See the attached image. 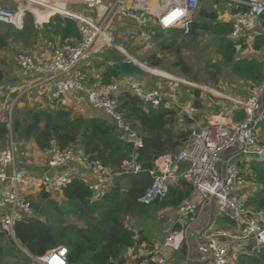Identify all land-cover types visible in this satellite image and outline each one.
I'll return each instance as SVG.
<instances>
[{
	"label": "built area",
	"instance_id": "obj_1",
	"mask_svg": "<svg viewBox=\"0 0 264 264\" xmlns=\"http://www.w3.org/2000/svg\"><path fill=\"white\" fill-rule=\"evenodd\" d=\"M221 1L222 6L229 4L245 9L244 14L237 15L232 21L230 39L233 41L249 36L264 16V0ZM199 4L200 0H0V21L18 30L23 29L28 15L33 18L31 20L37 30H50V21L57 15L74 21L78 38L73 42L47 41L48 55L41 59L29 54L15 57L22 74L47 77L52 88L43 94V99L55 103L68 93L85 90L76 70L89 63L94 53L114 47L125 59H130L124 47L117 44L119 38L139 39L144 49L151 52L156 48L153 26L164 32L178 28L187 33V24L193 21L192 16ZM69 5H80L90 11L95 10L96 14L72 15L66 11ZM115 16L131 21L134 27L118 30L112 25ZM9 62L10 59L7 60ZM262 63V79L253 92L242 101L230 99L241 110V120L229 124H220L219 121L195 123L187 147L173 156L159 157L147 170L151 183L138 199L142 205L148 207L162 201L169 188L181 180L189 184L190 192L178 203L175 216L168 217L169 231L161 244L129 264H169L184 251L183 243L189 242L192 249L188 245L186 256L185 252L181 256V264H236L238 256L230 254L232 246H241V253L254 255L264 248V211L249 206L246 196L240 194L238 188V183L244 178L241 163L251 160L264 163V60ZM163 75L170 78L168 74ZM11 78L4 77L0 82V123L5 124L10 132L14 99L5 87ZM174 79L177 81L175 84L169 80V93L144 89L137 80L128 84L131 92L146 107H156L168 96L176 99L173 92L177 90V84L194 86L184 78ZM120 85L94 82L87 98L94 109L101 110L103 115L114 121L115 131L122 139L132 143L136 149L141 148L142 141L118 110L115 96ZM180 106L182 114L195 122L191 117V107ZM197 127L200 131L195 134ZM45 152L44 167L37 172L28 167L25 162L27 154L13 140L11 133L7 145L0 148V231L8 236L14 237L15 222L29 219L32 215L27 194L32 191L61 192L73 177L66 173L69 167L77 165L91 174V180L84 182L93 201L104 198L110 191L116 174L79 146L59 150L52 145ZM57 167L64 170L53 172L52 169ZM123 167L126 174L136 176L141 172L139 165L133 162H124ZM24 252L34 264H67L65 247L51 249L37 258Z\"/></svg>",
	"mask_w": 264,
	"mask_h": 264
},
{
	"label": "trees",
	"instance_id": "obj_2",
	"mask_svg": "<svg viewBox=\"0 0 264 264\" xmlns=\"http://www.w3.org/2000/svg\"><path fill=\"white\" fill-rule=\"evenodd\" d=\"M201 1L194 14L203 26L196 30L195 36L185 33L183 29L163 32L157 26L152 28L153 40L160 39L157 52L163 54L171 48L175 49L171 63L163 64L157 54H149L145 62L154 69L168 65L170 73L175 72L177 76L200 85L216 86L224 73L229 71L254 90L262 79V60L237 59V49L244 48L245 44L244 41L231 40V23L219 20V14L226 8L220 9L221 0H206L207 8L201 6ZM244 13V8L231 7L228 14L233 17ZM259 23L264 28V16ZM2 25L4 23H0V49L8 46L16 32L5 30ZM50 27L52 38L60 44L71 43L78 38L74 21L68 17L54 16ZM167 34L175 38L184 35L191 43H195L199 36H212L217 62L209 61L198 70H192L179 55L180 47H176V40H167ZM252 49L264 54V33L260 32L253 37ZM112 61L111 57H107L100 65L102 70L99 82L102 85H112L122 80L121 72L110 66ZM8 75L0 72V82ZM191 94V109L202 112L200 91L195 89ZM11 98L14 99L12 95ZM22 99L19 97L17 104ZM115 99L125 122L142 141L141 148L136 149L132 143L122 139L116 133L115 123L111 118L105 115H74L71 110L56 104L46 103L45 107L38 108H17L16 104L12 112L11 132L5 124L0 123V148L7 145L10 133L17 141H31L40 151H46L52 145L59 150L79 146L91 158L100 161L111 173L116 174L109 193L97 201L92 200L88 185L77 176H73L71 182L62 188L60 204L51 199L48 192L41 191L39 198L44 203L46 213L41 208L36 211L32 207L37 215L15 222L14 237L0 231V264H34L15 241L33 258L43 256L51 249L65 247L68 252L67 264H125L126 252L134 254L136 246L152 245L141 231L136 234L129 228L126 221L132 216L140 215L147 208L138 201L145 187L151 183L147 170L153 167L159 157L173 156L187 147L193 131V121L182 116L181 124L178 125L175 108L166 106L165 103L146 107L126 86L119 88ZM231 115L234 121L243 118L242 112L238 110H232ZM124 162L139 165L141 172L136 176L124 173ZM240 167L244 170L245 180L255 188L254 192L247 195V204L264 211V163L251 160L241 163ZM189 192V184L181 180L169 188L166 198L158 204L162 207L177 206ZM70 217L84 225L77 227L70 224L67 221ZM236 264H264V248L258 255L247 252L239 254Z\"/></svg>",
	"mask_w": 264,
	"mask_h": 264
},
{
	"label": "rangeland",
	"instance_id": "obj_3",
	"mask_svg": "<svg viewBox=\"0 0 264 264\" xmlns=\"http://www.w3.org/2000/svg\"><path fill=\"white\" fill-rule=\"evenodd\" d=\"M201 2H203L201 4V6H204L205 8H207L208 2H206V0H202ZM221 3H223V1H221ZM225 5H226V10L224 12H222L221 14H219V20L223 21V22H230L232 24V21L234 20V18L236 16H233V20L231 21L232 17H230L228 15L231 7L229 4H225ZM66 11L72 15H95L96 14L95 10L90 11L86 7H83L80 5H69V6H67ZM192 20L199 22L196 14H194L192 16ZM0 23H3V22L0 21ZM5 24L6 23H4V25H2V27L5 30H8V31L10 30L12 32L16 31V32H14L13 40H10L8 46L4 49H0V72H2L3 74H9L13 68L14 62L12 61L9 64V63H7L8 59L12 58L15 60V57L18 54H29L31 56L32 55L33 56L38 55L39 57H43L45 55V53L47 52V41L54 40L50 34L51 27H50V30H47V29L46 30H37L34 27L31 18H28L27 20H25L24 27L22 30H18L16 28H14L13 26L11 27V25L7 24L8 25L7 26ZM256 26H257V24H256ZM256 26L250 32L249 36H247L244 39L238 40V41H244L243 43L245 44V47L237 49V59L260 58V54H262V53H256L252 49L253 37L256 34L260 33V31L255 32ZM176 29H178V28H176ZM166 38H167V40H172V39L176 40V47H180L179 55L181 56L183 61L192 68V70H198L199 68H201L204 64H206L209 61L215 63L218 60V56L216 54V49L212 45L213 44L212 43V36H210V35H208L206 37L199 36L195 43H191V40L189 38L185 37L184 35H180L179 37L175 38V36L167 34ZM229 38H230V34H229ZM154 41L156 44V48L154 51H158L160 39H154ZM154 51H152L151 53H153ZM174 51H175V49L171 48L169 51H165L166 52L165 55H159V57H161V59L163 61V64L167 63L168 55L170 57H172ZM106 59L107 58H105V60ZM144 59H145V57H144ZM143 65L147 69L151 68L149 66H146L145 64H143ZM163 66H160V67H163ZM160 67H157L156 69H158ZM152 69H154V68H152ZM164 74H171L174 77L177 76V74L175 72H173V73L169 72V73H164ZM176 78L177 79L184 78V79L189 81V79L182 77V76L181 77L177 76ZM141 79L143 81H146L148 79L147 73L144 74ZM193 84L194 85L196 84L197 88L198 87H206V88H210V89H213V90L218 92L216 96H210L209 94H206L205 97L204 96L202 97V99H204V101L207 103V106H208L207 109L208 110H205V109L204 110L207 112L206 113L207 116L211 117L210 120L211 119H217L214 116L215 115L217 116V114H219L221 111L225 112L223 116H226L227 114L228 115L231 114V108L233 106V103L231 101H228V100L226 101L225 99H222L223 94H225V96L226 95L232 96V95H230V93H234L238 88H240V89L244 88L245 89L244 93H248V92L253 91L243 81H241L240 79L234 77L231 73H229V71H226L224 73V75L220 79V83L217 84L216 86H214L212 84H207V85H203V86H201L200 84H197V83H193ZM180 85H182V84H180ZM165 86H167L168 88L170 87V85H167V84ZM198 89H200V88H198ZM170 91H171V89H170ZM186 91H187V94L189 93L190 95H192L191 94L192 89H189V90L186 89ZM202 92L203 91L201 90V94H202ZM221 95H222V97H220ZM183 96L185 97L186 100H191L184 93H183ZM241 97L242 98H238V99H245V96H241ZM171 99H173V98L168 97V98L164 99L162 101V103H165L166 106H173L177 110L178 125H180L181 124V117L185 116V115L182 114V107L179 105L178 100L173 99V100H175V102L173 103V102H171ZM215 102L220 104V105H223V107L218 108ZM46 105L47 104L41 99H38L34 104H32L29 102V96L25 95L23 102L19 103L17 108H22V107L38 108V107H45ZM192 111L195 113V110L192 109ZM200 115H201V112H199L197 115H195L193 113L191 114V117L195 120V122L192 120L193 121V127L195 126V123H199ZM187 118H189V117H187ZM206 122H207L206 119L202 120V123H206ZM262 137H263V141H264V130L262 133ZM13 140L17 143L16 138L13 137ZM258 163H260V162H258ZM82 180H83V178H82ZM83 181H85V180H83ZM251 185L252 184L250 182H248L247 180H245V178H243V180L238 183V188L243 189L244 192H246L247 194H250L251 192H254V190H255V188L252 187ZM39 193L40 192L32 191L29 194H27V198L31 202V206L33 208H35L36 211H37V208H41L42 212L46 213L44 203L42 204V201H40ZM48 193H49L51 199L55 200L58 204H60L61 195L57 197V196L52 194V193H56L53 191H48ZM155 204H157V203H155ZM157 205H154V206H156L155 208H152V207L145 208L140 213V215L132 216V218H128L126 221V224H128V226L131 229H133L136 234L139 231H141L142 234L144 236H147L149 240L154 239L155 236L152 237L153 233H155L156 235L163 234L165 236L169 231V225L167 223L168 214H166V213L163 214V213L159 212V209L162 206H159V205L157 206ZM171 207L175 208V206H171ZM49 212L53 213L51 210ZM153 212H155V214ZM33 214H34V216L37 215V213L32 211V215ZM170 216L173 217L174 213L171 214ZM191 219L192 218H190V220ZM67 221L70 224H73L77 227H82L84 225V223H82L81 221L77 220L74 217L67 218ZM15 243L19 248H21L23 251H25L17 241H15ZM188 245L192 249L191 242H189L188 244L183 243L182 248H184V251L178 253L176 258L173 261H171L169 264H176L178 262V260L181 259V256L184 254V252H185V256H186ZM146 249L148 251H150L153 248L152 247H150V248L146 247ZM241 252H243L241 250V246L235 245V246L231 247L230 254L232 256H234V257L238 256V254H241Z\"/></svg>",
	"mask_w": 264,
	"mask_h": 264
},
{
	"label": "crops",
	"instance_id": "obj_4",
	"mask_svg": "<svg viewBox=\"0 0 264 264\" xmlns=\"http://www.w3.org/2000/svg\"><path fill=\"white\" fill-rule=\"evenodd\" d=\"M109 1V0H107ZM232 7V6H230ZM226 8V5L223 4V7H221V9ZM234 8V7H233ZM226 10V9H224ZM229 15V14H228ZM29 18H31L33 20L32 17L28 16ZM28 17L26 18V20L28 19ZM231 17V16H230ZM233 20V17L231 19V21ZM259 22L257 23L256 26V30L260 31L262 33H264V28H261L259 26ZM112 25H114L115 28H117L118 30H122L125 28H133L134 25L131 21L123 19L119 16H115L114 17V21L112 22ZM259 34V33H258ZM257 35V34H256ZM117 44H120L124 47V50L126 52V54L128 55V57L138 63H142L145 64L146 66L147 63L145 62L144 57L146 58L149 54H157V56L159 57V55H165L166 53L160 54L157 51H154L153 53L146 51L144 49V45L143 43L139 40V39H125V38H119ZM157 52V53H156ZM257 53V52H256ZM36 55V54H35ZM48 55V52L45 53V55L43 57H39L38 55L33 56L36 59H41L44 58ZM122 56V54L118 53L114 47H107L105 49H103L102 51H98L96 53L93 54L91 60L89 63L87 64H82L78 67V69L76 70L77 76L78 78L83 82L85 90L81 91V92H73V93H68L65 96H63L58 102L54 103V102H48L46 100L43 99V94L46 93L47 91H49L52 88V83L47 81V77L44 75H36L33 73H28L27 75H24L20 72L19 68L17 67V63L14 59H10L9 64L13 61L14 65L12 70L10 71L9 75L12 76V78L9 80L8 84L5 87V91L7 92H11V95L14 98V106L17 104V101L19 99V97L23 98L21 102H23L25 95L29 96V102L30 103H34L36 102L38 99L43 100L45 103L47 104H51V105H57V106H62L65 107L68 110H71L72 113L74 115H80V116H84V117H93V116H103V112L101 110H96L94 109L91 104L88 101V92L91 88V85L94 82L99 81V77L101 74V68L100 65L104 62V59L107 57H111L112 56ZM123 57V56H122ZM161 58V57H159ZM260 59L263 61L264 60V54H260ZM113 60V59H112ZM173 60V57H170L168 55V60L167 63H171V61ZM115 61L113 60L112 62H110L109 64L111 65L112 63H114ZM169 69L170 72V68L167 66H163ZM152 69V68H150ZM148 75V79L146 81L142 80V87L144 89H148V90H153V89H157V90H161L165 93H169V88L167 85H170L172 81L173 84L176 83V80L174 78V76H172L171 74H168L170 76V78L168 76H165L163 74H152L150 72H146ZM8 75V76H9ZM165 77L169 78V80L165 79ZM123 76H122V82H123ZM192 82V81H190ZM193 83V82H192ZM247 85V84H246ZM203 86V85H201ZM249 86V85H248ZM126 87L129 88V84L126 85ZM250 87V86H249ZM200 88V89H198ZM196 86V84L193 87H186L180 84H177V91L178 93L181 95V97L183 98V102L180 103L179 100V104L180 105H186V106H191L192 101H193V96L190 95L189 93L187 94L186 89H192V90H199L200 94H201V90L203 91L201 96H200V100L202 101V106L203 108L201 109V115L199 117L200 124H205L202 123V120L206 119L207 121L210 122H215V121H219L220 124H229V123H233V122H237L233 120V116L230 115H226L223 116L225 112H220L219 114H217V116L215 115L214 117H217V119H211V117L207 116V112L205 110H208V106L207 103L204 101V99H202V97L206 94H209L210 96H216L217 95V91L210 89V88H206V87H198ZM211 90V91H210ZM245 89H240L238 88L234 93H230V95H226L223 94L220 97H222V99L228 100L230 101V99H237V100H245L247 98L248 95H250L253 91L248 92V93H244ZM176 93V92H175ZM173 93V94H175ZM183 93L186 94L189 99L191 100H186L185 97L183 96ZM244 94V95H243ZM30 96L31 99H30ZM241 96H245V99H238V98H242ZM169 97V96H168ZM171 102H175V100L171 99ZM216 103V102H215ZM233 103V102H232ZM18 106V104H17ZM174 108L173 106H169ZM217 107L219 108V105H217ZM205 109V110H204ZM232 110H238L239 112H241V110L234 105L231 108ZM191 113L197 115L199 112L195 113L191 110ZM18 145L24 149L25 153L27 154V156L25 157V162L28 165V167L34 171H41L44 167L45 161H46V152L45 151H40L38 150L34 144L31 141H17ZM173 158V157H172ZM66 173L72 176H77L80 178H83V180H85L86 182L91 180V174L85 170H83L81 167L74 165L72 167H69L66 169ZM240 194H243L245 196H247L248 194L246 192H244L243 189H239ZM2 192V185L0 184V195ZM55 196H60L61 195V201H62V192L59 193H52ZM159 202H157L158 204ZM157 204H153L152 206H148L147 208H155ZM159 205V204H158ZM157 205V206H158ZM176 210H177V206H175V208H170V206H164L161 207L159 209V212L161 213H166L168 214V217L171 218V214L174 213V216L176 214ZM155 214V212H153ZM31 216H34L31 215ZM42 220V219H41ZM155 236V237H154ZM166 236V235H165ZM163 234L160 235H156L155 233L152 234V237H154V239L149 240L147 236H145L147 238V240L149 241V243H151L152 245H149L148 247H156L159 244H161V242L163 241L164 237ZM151 251V250H150ZM146 249L145 245H141V246H136L135 248V253L132 254L131 251L126 252L125 256L127 257V261L125 264H129L132 263L134 261H136V259L140 258L141 256L147 254L148 252H150ZM138 256V257H137ZM182 260L179 259L178 262L176 264H181Z\"/></svg>",
	"mask_w": 264,
	"mask_h": 264
},
{
	"label": "water",
	"instance_id": "obj_5",
	"mask_svg": "<svg viewBox=\"0 0 264 264\" xmlns=\"http://www.w3.org/2000/svg\"><path fill=\"white\" fill-rule=\"evenodd\" d=\"M223 7L220 5V8ZM203 24L196 22V21H190L187 24V33L195 36L196 30L199 29ZM112 59L115 61L112 63L110 66L114 69H118L122 76H123V82L121 84V87L125 86L126 83L131 82L133 80H137L138 82H142V76L146 74V72H150L153 75L157 74V72H163V73H169V69L166 67H160L158 69H147L143 64L135 62L131 59H125L122 56H112ZM172 91V90H171ZM176 92V93H175ZM173 93L175 97L178 98L179 102H183V98L181 95L178 93L177 90H175ZM200 131V128L197 127L195 128V134H198ZM173 161H175V158H172ZM64 169L63 168H53V172H62ZM157 203V202H155ZM129 227V226H128ZM130 228V227H129Z\"/></svg>",
	"mask_w": 264,
	"mask_h": 264
},
{
	"label": "clouds",
	"instance_id": "obj_6",
	"mask_svg": "<svg viewBox=\"0 0 264 264\" xmlns=\"http://www.w3.org/2000/svg\"><path fill=\"white\" fill-rule=\"evenodd\" d=\"M193 21H194V20H193ZM123 58H124V57H123ZM124 60H125V58H124ZM117 83L122 84V81H119V82H117ZM128 83H129V82H128ZM128 83H126V85H127ZM141 84H142V82H141ZM126 85H125V86H126ZM120 88H122L121 85H120ZM177 99H178V98H177Z\"/></svg>",
	"mask_w": 264,
	"mask_h": 264
},
{
	"label": "bare ground",
	"instance_id": "obj_7",
	"mask_svg": "<svg viewBox=\"0 0 264 264\" xmlns=\"http://www.w3.org/2000/svg\"><path fill=\"white\" fill-rule=\"evenodd\" d=\"M157 74H164V73H162V72H157ZM165 78H167V77H165Z\"/></svg>",
	"mask_w": 264,
	"mask_h": 264
}]
</instances>
